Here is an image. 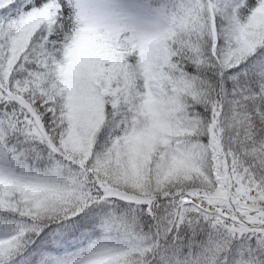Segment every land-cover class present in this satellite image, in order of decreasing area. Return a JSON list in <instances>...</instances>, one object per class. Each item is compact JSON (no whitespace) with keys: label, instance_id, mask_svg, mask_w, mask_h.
<instances>
[{"label":"snow or ice","instance_id":"1","mask_svg":"<svg viewBox=\"0 0 264 264\" xmlns=\"http://www.w3.org/2000/svg\"><path fill=\"white\" fill-rule=\"evenodd\" d=\"M0 264H264V0H0Z\"/></svg>","mask_w":264,"mask_h":264}]
</instances>
